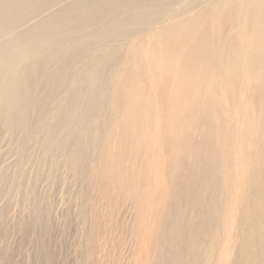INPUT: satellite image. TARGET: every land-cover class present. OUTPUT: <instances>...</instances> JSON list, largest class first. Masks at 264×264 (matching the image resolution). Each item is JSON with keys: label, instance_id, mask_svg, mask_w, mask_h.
<instances>
[{"label": "rangeland", "instance_id": "obj_1", "mask_svg": "<svg viewBox=\"0 0 264 264\" xmlns=\"http://www.w3.org/2000/svg\"><path fill=\"white\" fill-rule=\"evenodd\" d=\"M102 1L59 0L28 19L20 29L63 31L65 47L15 75L0 71V264H264V143L245 166L229 114L209 120L208 104L173 126L176 142L163 127L145 140L118 127L113 76L135 36L123 25L148 10L181 13L189 0ZM238 1L212 0L210 25L222 13L233 24Z\"/></svg>", "mask_w": 264, "mask_h": 264}, {"label": "bare ground", "instance_id": "obj_2", "mask_svg": "<svg viewBox=\"0 0 264 264\" xmlns=\"http://www.w3.org/2000/svg\"><path fill=\"white\" fill-rule=\"evenodd\" d=\"M57 1L40 0L25 7L20 1L0 0L3 8L0 37L9 38L0 45V71L15 75L23 66L36 64L41 56L61 52L65 46L64 42H58L62 39L57 34L63 31L57 33L51 28L44 31L45 27L38 23L35 27L20 29L31 17L36 19L41 13L53 10ZM181 1L172 0L164 6ZM195 1L198 0H189L186 6L182 1L183 12L167 18L165 9L157 13L148 10L123 25L126 32L134 31L135 36L125 57L124 69L113 76L111 91L116 94L114 111L118 127L122 135L140 140L163 127L168 129L165 140L176 142L173 126L192 122L194 109L208 104L209 120L218 111H226L231 117V120L226 117V134L233 139V149L239 143L246 146L241 152V161L245 163L251 156L263 152L250 148L254 142L264 143V0H239L233 24L229 25L228 15L222 13L213 26L211 12L216 5L212 0H203L206 6L196 11ZM150 2L157 7L163 3L162 0ZM91 16L90 11H81L84 21ZM115 23L107 24L106 30L115 31ZM214 32L218 33L219 41H215ZM149 36L155 41L150 43ZM207 88H211L209 93H205ZM234 102L238 104L237 109L230 110ZM122 143L120 140L119 145ZM252 169L248 166L244 174L248 175Z\"/></svg>", "mask_w": 264, "mask_h": 264}]
</instances>
